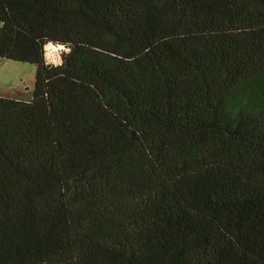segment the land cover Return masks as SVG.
Wrapping results in <instances>:
<instances>
[{
    "label": "trees",
    "instance_id": "16d2710c",
    "mask_svg": "<svg viewBox=\"0 0 264 264\" xmlns=\"http://www.w3.org/2000/svg\"><path fill=\"white\" fill-rule=\"evenodd\" d=\"M0 58V264H264V0H0Z\"/></svg>",
    "mask_w": 264,
    "mask_h": 264
},
{
    "label": "rangeland",
    "instance_id": "374dc122",
    "mask_svg": "<svg viewBox=\"0 0 264 264\" xmlns=\"http://www.w3.org/2000/svg\"><path fill=\"white\" fill-rule=\"evenodd\" d=\"M47 62L58 65L61 59L59 51L46 50ZM36 67L33 64L21 63L0 58V96L3 98L30 101L35 86Z\"/></svg>",
    "mask_w": 264,
    "mask_h": 264
},
{
    "label": "built area",
    "instance_id": "2783aa9c",
    "mask_svg": "<svg viewBox=\"0 0 264 264\" xmlns=\"http://www.w3.org/2000/svg\"><path fill=\"white\" fill-rule=\"evenodd\" d=\"M46 50H47V52H48V50L51 51V52H52V50L54 52L55 51H59L61 54H62L63 51L64 52L67 51V49H65L64 46H60V45L56 46V45H53V44L47 45Z\"/></svg>",
    "mask_w": 264,
    "mask_h": 264
}]
</instances>
